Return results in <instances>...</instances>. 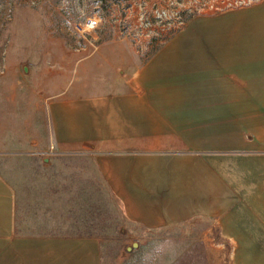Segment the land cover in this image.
<instances>
[{"label": "crops", "instance_id": "obj_1", "mask_svg": "<svg viewBox=\"0 0 264 264\" xmlns=\"http://www.w3.org/2000/svg\"><path fill=\"white\" fill-rule=\"evenodd\" d=\"M63 57L76 74L47 72L48 122L16 150L90 155L128 219L206 216L232 264H264V0L191 19L135 66ZM21 206L0 169V264H101L100 238L21 228Z\"/></svg>", "mask_w": 264, "mask_h": 264}, {"label": "rangeland", "instance_id": "obj_2", "mask_svg": "<svg viewBox=\"0 0 264 264\" xmlns=\"http://www.w3.org/2000/svg\"><path fill=\"white\" fill-rule=\"evenodd\" d=\"M171 1L0 0V169L22 204L20 226L94 235L100 238L101 264H232L229 247L210 218L147 227L128 219L90 155L41 157L16 150L29 145L48 122L47 72L76 74V61L66 68L67 53H121L135 66L184 31L191 19L227 11L184 13L182 29L142 48L133 40L135 24L152 17L153 5L171 6ZM240 8L245 7L235 9ZM87 17L94 27L81 32L77 26Z\"/></svg>", "mask_w": 264, "mask_h": 264}, {"label": "built area", "instance_id": "obj_3", "mask_svg": "<svg viewBox=\"0 0 264 264\" xmlns=\"http://www.w3.org/2000/svg\"><path fill=\"white\" fill-rule=\"evenodd\" d=\"M263 0H172L171 6L153 5L151 7L152 17L140 18L135 24L136 33L133 40L146 48L147 44L154 38H158L169 32L182 29L185 25L184 13H212L216 11L230 10L239 7H249ZM172 5H177L172 7ZM94 27L92 18L87 17L85 21L78 24L77 29L85 32ZM138 30L140 32L138 33ZM38 156L54 155L56 152L52 144L44 151L31 152Z\"/></svg>", "mask_w": 264, "mask_h": 264}, {"label": "water", "instance_id": "obj_4", "mask_svg": "<svg viewBox=\"0 0 264 264\" xmlns=\"http://www.w3.org/2000/svg\"><path fill=\"white\" fill-rule=\"evenodd\" d=\"M23 70H26V67H25V66H23ZM133 245H136V243L133 242L131 246H127V249L130 250V248H131Z\"/></svg>", "mask_w": 264, "mask_h": 264}]
</instances>
